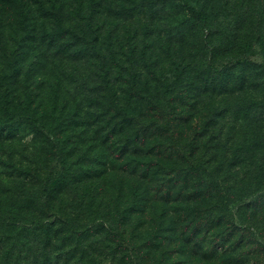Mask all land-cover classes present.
<instances>
[{"label": "trees", "instance_id": "obj_1", "mask_svg": "<svg viewBox=\"0 0 264 264\" xmlns=\"http://www.w3.org/2000/svg\"><path fill=\"white\" fill-rule=\"evenodd\" d=\"M8 1L28 52L0 78V131L36 140L26 168L15 142L0 156V264H226L204 247L225 234L264 249V64L205 66L188 29L206 0H174L179 37L136 13L118 30L113 0Z\"/></svg>", "mask_w": 264, "mask_h": 264}, {"label": "rangeland", "instance_id": "obj_2", "mask_svg": "<svg viewBox=\"0 0 264 264\" xmlns=\"http://www.w3.org/2000/svg\"><path fill=\"white\" fill-rule=\"evenodd\" d=\"M1 6L8 8V11L4 14L5 21H0V78L6 75L8 66L13 70L18 62L23 61L28 52L25 36L17 32L13 23L16 20V8L8 0H0ZM204 6H208L209 10L208 23L201 29L195 25L188 29V33L192 31L191 39L194 35H201L208 44L210 43L208 49L203 50L198 57L203 59L207 68L217 70L218 68L215 67L220 66L224 60L233 55L242 54H252L255 60L264 64V0H215L214 2L206 0ZM109 10L118 17L117 28L120 31L125 29L123 17L126 14L136 13L139 16L135 26H143L151 18L152 27L148 28L150 33L155 31L158 36L161 32V37L167 35L179 37L182 33V29H178L177 26L183 12L177 10L174 0H113ZM151 40L149 39L148 42ZM23 64L27 66L29 61L26 60ZM236 71L239 72L238 69ZM210 122L214 123V121ZM229 123L232 124L233 121L229 120ZM0 137L4 146L3 151L0 150V156L5 160L9 159L10 156L5 148L10 142H15L17 150L12 152L14 160L26 168L29 157L25 149L36 140L33 127L22 123L16 124L0 131ZM239 239L237 234L233 238L225 234L205 241L204 247L217 250L218 256L229 261L226 264H264V249L260 248L258 241H253L251 245L235 251ZM243 252L245 254H242Z\"/></svg>", "mask_w": 264, "mask_h": 264}]
</instances>
